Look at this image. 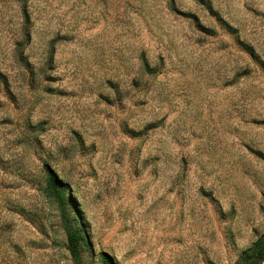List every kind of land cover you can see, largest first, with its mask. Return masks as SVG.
Segmentation results:
<instances>
[{"label":"rangeland","instance_id":"1","mask_svg":"<svg viewBox=\"0 0 264 264\" xmlns=\"http://www.w3.org/2000/svg\"><path fill=\"white\" fill-rule=\"evenodd\" d=\"M44 165L83 264L237 262L264 235V0H0V264H72Z\"/></svg>","mask_w":264,"mask_h":264},{"label":"trees","instance_id":"2","mask_svg":"<svg viewBox=\"0 0 264 264\" xmlns=\"http://www.w3.org/2000/svg\"><path fill=\"white\" fill-rule=\"evenodd\" d=\"M46 176V188L44 192L58 208L60 222L66 236V250L72 264H83L81 258L82 241L85 238L83 232L72 227L70 220L66 216V199L65 189H60L58 185L62 184L61 180L44 165ZM102 264H113L109 257L105 254L99 255ZM264 261V235L257 239L252 246L244 253V255L234 264H262Z\"/></svg>","mask_w":264,"mask_h":264}]
</instances>
